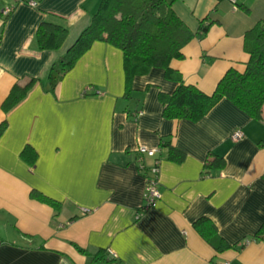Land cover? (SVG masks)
<instances>
[{
	"label": "crops",
	"instance_id": "obj_1",
	"mask_svg": "<svg viewBox=\"0 0 264 264\" xmlns=\"http://www.w3.org/2000/svg\"><path fill=\"white\" fill-rule=\"evenodd\" d=\"M99 1L0 0V264H264V233L254 238L264 226V113L252 118L222 98L198 121L165 119L159 94L176 81L155 67L126 87L122 51L103 41L50 88V66ZM171 8L193 33L208 26L170 62L186 84L211 94L229 68L244 71V33L264 20V0ZM42 21L67 28L59 49L38 48ZM30 78L24 98L3 110L12 86ZM236 130L242 136L232 139ZM167 140L181 159L170 158ZM138 146L157 151L141 160ZM208 155L223 166L204 169ZM140 160L148 169L158 160L160 198L136 218L146 187ZM199 218L232 247L216 250L195 228Z\"/></svg>",
	"mask_w": 264,
	"mask_h": 264
},
{
	"label": "trees",
	"instance_id": "obj_2",
	"mask_svg": "<svg viewBox=\"0 0 264 264\" xmlns=\"http://www.w3.org/2000/svg\"><path fill=\"white\" fill-rule=\"evenodd\" d=\"M174 1L100 0L90 23L70 45L65 56L50 66V88L95 41H103L122 51L126 87L134 76L146 74L155 67L162 68L166 78L176 81V87L170 94H159L163 103L162 117L165 119L198 121L222 98L230 100L252 118H260L264 113V20L256 22L244 33V49L249 54L244 71L229 68L214 91L206 94L196 86L186 84L181 75L170 67L171 60L183 57L182 48L192 38L203 36L208 27L201 23L197 34L190 31L172 10ZM67 34L68 30L63 24L42 21L36 28L35 40L41 50H56L62 46ZM35 81V78H30L24 84H14L2 103L3 110L8 111L23 99ZM162 145L168 147L170 158L183 157L179 150L170 146L169 140ZM142 164L143 170L140 166L138 168L146 176L148 168ZM223 164V158L208 155L204 169L220 168ZM32 196L59 208V202L37 191H33ZM194 226L216 250L232 247L218 236L209 219L199 218ZM260 233H264V226L258 229L254 238H260Z\"/></svg>",
	"mask_w": 264,
	"mask_h": 264
},
{
	"label": "built area",
	"instance_id": "obj_3",
	"mask_svg": "<svg viewBox=\"0 0 264 264\" xmlns=\"http://www.w3.org/2000/svg\"><path fill=\"white\" fill-rule=\"evenodd\" d=\"M38 0H28V4L31 6H36ZM7 12V10L5 11ZM242 136V132L240 130H236L233 132L231 135L232 139H238ZM136 151L140 155V159L142 160L143 156H154L157 149L156 148H147L145 146H138ZM140 160L139 166L141 170H143L144 165L142 164ZM158 160L154 161V164L152 167L147 169L146 171V176L145 182H146V187H145V194H144V199L143 203L140 206V208L136 212V218L139 217L143 212L146 210L152 208L156 201L160 198V191L158 189V184H159V168H158ZM83 213H89L90 210L83 208L82 209ZM222 264H228V262H223Z\"/></svg>",
	"mask_w": 264,
	"mask_h": 264
}]
</instances>
